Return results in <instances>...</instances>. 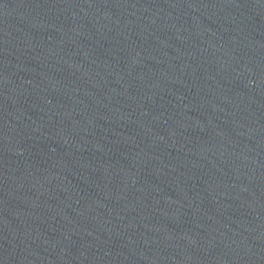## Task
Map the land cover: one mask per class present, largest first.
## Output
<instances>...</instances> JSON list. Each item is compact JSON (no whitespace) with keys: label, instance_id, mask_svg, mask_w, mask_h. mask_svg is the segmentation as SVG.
<instances>
[{"label":"water","instance_id":"water-1","mask_svg":"<svg viewBox=\"0 0 264 264\" xmlns=\"http://www.w3.org/2000/svg\"><path fill=\"white\" fill-rule=\"evenodd\" d=\"M0 264H264V0H0Z\"/></svg>","mask_w":264,"mask_h":264}]
</instances>
